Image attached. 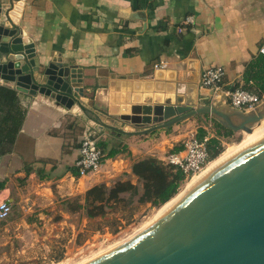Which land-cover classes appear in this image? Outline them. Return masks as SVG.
I'll list each match as a JSON object with an SVG mask.
<instances>
[{
  "label": "crops",
  "instance_id": "crops-1",
  "mask_svg": "<svg viewBox=\"0 0 264 264\" xmlns=\"http://www.w3.org/2000/svg\"><path fill=\"white\" fill-rule=\"evenodd\" d=\"M0 2L11 4L10 21L32 40L40 72L50 65V75L56 76L65 75L67 66L77 68L82 82L70 85L83 89L79 105L68 108L0 78V87L15 90L24 108L15 139L0 146V203L12 206L1 220L0 261L23 252L13 246H22L26 235L44 240L70 230L69 219L80 218V213L72 214L66 200L79 197L82 203L85 192L98 183L109 185L122 177L136 182L130 175L134 160L148 155L162 160L186 129L206 128L195 116L146 134L99 128L98 141L108 142L104 154L112 147L120 151L104 157L100 174L79 176L75 161L80 133L93 121L84 108L104 122L134 131L136 126L120 123L109 109L174 103L179 97L211 103L209 91L199 87L201 70L222 66L226 81L242 85L245 65L264 42V0ZM188 16L192 23H183ZM37 77L40 82L50 78L44 73ZM20 83L29 88L26 81ZM205 121L210 125L211 119Z\"/></svg>",
  "mask_w": 264,
  "mask_h": 264
},
{
  "label": "water",
  "instance_id": "water-1",
  "mask_svg": "<svg viewBox=\"0 0 264 264\" xmlns=\"http://www.w3.org/2000/svg\"><path fill=\"white\" fill-rule=\"evenodd\" d=\"M10 8V3L0 2V78L17 82L16 89L28 94L55 98L68 108L79 105L83 89L70 85L82 82L81 75L76 78L77 68L67 66L65 75L51 76L50 65L41 73L34 44L13 26ZM43 73L50 78L40 82L37 76ZM23 81L29 88L21 85ZM109 112L120 123L138 129L128 131L100 119L90 121L91 125L118 134H146L208 115L227 129L250 133L264 120V101L243 112L228 104L179 97L174 103L125 104ZM83 264H264V135L211 169L128 240Z\"/></svg>",
  "mask_w": 264,
  "mask_h": 264
},
{
  "label": "trees",
  "instance_id": "trees-1",
  "mask_svg": "<svg viewBox=\"0 0 264 264\" xmlns=\"http://www.w3.org/2000/svg\"><path fill=\"white\" fill-rule=\"evenodd\" d=\"M244 90L264 95V55L258 53L246 65L242 75ZM17 92L12 88L0 87V146L5 142H12L18 133L23 118L24 108L20 105ZM85 114L94 121L99 118L91 109L84 108ZM208 115H197L196 118ZM211 123L216 128V134L227 136L232 130L225 128L214 119ZM166 127L165 129H169ZM198 137L202 138L209 133L206 128L200 126L197 130ZM120 136V135H119ZM107 141H98L97 145L104 154ZM182 148L176 145L171 151L177 152ZM207 150L210 160L220 151V140L218 136H211L207 141ZM119 148L112 147L103 157H113L119 152ZM131 176L136 178L132 182L130 177L117 179L109 185L104 182L94 185L88 189L82 203L80 198H71L64 202L65 207L73 214L80 213L89 220L101 218L113 211H125L135 206L149 204L160 206L169 201L178 192L180 183L184 180L182 171L170 164L164 163L155 156H145L134 160L131 164Z\"/></svg>",
  "mask_w": 264,
  "mask_h": 264
},
{
  "label": "rangeland",
  "instance_id": "rangeland-1",
  "mask_svg": "<svg viewBox=\"0 0 264 264\" xmlns=\"http://www.w3.org/2000/svg\"><path fill=\"white\" fill-rule=\"evenodd\" d=\"M205 119L207 118L200 117V124L206 125L211 136H218L220 140V151L210 161L216 159L230 146L243 142L246 135L249 134L245 131H232L230 135L219 136L216 134L217 131L213 123L210 122L208 125ZM263 124L264 120L260 124H255L251 132H257ZM181 138L175 141V146L181 145ZM189 181L190 179H184L180 183L175 196L185 188ZM169 201L160 206L152 207L149 204H144L128 208L125 211H113L94 220H82L78 215L72 216L69 219L70 230L44 240L33 235L32 237L26 235L22 246L17 243L13 246L20 247L23 252L1 259L0 264H83L142 230L145 225L154 220L158 211ZM4 223L5 221L0 222V230L4 227Z\"/></svg>",
  "mask_w": 264,
  "mask_h": 264
},
{
  "label": "built area",
  "instance_id": "built-area-1",
  "mask_svg": "<svg viewBox=\"0 0 264 264\" xmlns=\"http://www.w3.org/2000/svg\"><path fill=\"white\" fill-rule=\"evenodd\" d=\"M192 17L185 18L183 23H192ZM179 32L182 28H178ZM258 53L264 55V42L260 44ZM236 82L225 80V69L222 66H208L201 70L199 87L210 93L212 103L228 104L232 108L247 112L254 110L264 101V95L250 92L236 86ZM198 128H188L181 138L182 148L177 151H168L162 161L179 168L184 174V179H192L201 174L210 162L207 141L210 133L202 138L198 137ZM97 130L91 123L85 125L80 133L78 158L75 161L79 176L100 174L104 165V154L97 145ZM12 206L7 201L0 203V221L10 215Z\"/></svg>",
  "mask_w": 264,
  "mask_h": 264
},
{
  "label": "bare ground",
  "instance_id": "bare-ground-1",
  "mask_svg": "<svg viewBox=\"0 0 264 264\" xmlns=\"http://www.w3.org/2000/svg\"><path fill=\"white\" fill-rule=\"evenodd\" d=\"M262 135H264V124L262 126H260V129L257 132H250L248 135H246V139L243 142H241V143H239L237 145L230 146L220 156H218L216 159L210 161L208 163L205 171H203L201 174L195 176V178L190 179L189 183L185 186V188L182 191H180V193H178L177 196H175L173 199H171L165 206H163V208H161L160 211H158V213L156 214V216L154 217V219H156L164 210H166L172 203H174L180 196H182L191 186H193L199 179H201L211 169H213L215 166H217L218 164H220L221 162H223L224 160H226L228 157H230L231 155H233L235 152H237L241 148L243 149L244 146H246L249 143L253 142L254 140L258 139ZM148 224H150V223H148ZM147 225H145V227ZM128 239H126V240H128ZM126 240H123V242L126 241ZM120 243H122V242H120ZM120 243H118V244H120ZM118 244H116V246Z\"/></svg>",
  "mask_w": 264,
  "mask_h": 264
}]
</instances>
